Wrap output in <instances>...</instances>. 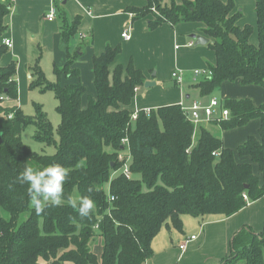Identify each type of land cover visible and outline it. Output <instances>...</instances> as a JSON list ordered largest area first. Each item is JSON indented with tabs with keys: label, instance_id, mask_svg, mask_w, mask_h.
<instances>
[{
	"label": "trees",
	"instance_id": "1",
	"mask_svg": "<svg viewBox=\"0 0 264 264\" xmlns=\"http://www.w3.org/2000/svg\"><path fill=\"white\" fill-rule=\"evenodd\" d=\"M255 5L256 44L251 41L254 26L238 24L242 12L233 13V0H183L180 4L148 0L146 6H128L126 11L132 21L152 14L151 29L166 22L205 25L216 63L209 68L211 75L199 77L194 87L202 97H209L227 81L264 88V0H255ZM12 8L13 2L0 0V264H142L153 256L152 242L164 225L172 224L182 232L185 214L230 217L248 201L264 196V102L225 98L223 106L231 111L227 120L196 126L181 104L135 112L133 98L145 86L146 75L132 60L110 69L121 45H108L93 56L96 97L85 98L87 87L81 81L61 83L81 73L74 66L81 47L71 51L81 16L68 24L64 12L60 13L65 22L60 40L67 60L61 66L54 64L57 79L50 81L40 55L30 68L29 84L30 89L54 92L61 116L57 142L42 104H34V115L19 105L18 62L1 63L10 50L3 40L8 30L5 19ZM251 122L257 123L258 135H249L237 147L240 157L249 158L239 162L233 148L226 147L211 128L228 131ZM30 125L36 126L34 138L55 145L56 153H38L22 140ZM125 138L128 144L123 143ZM121 153H125L123 160H119ZM125 163L130 176L121 171ZM54 164L70 172L65 200L89 196L95 201L90 219L81 218L67 204L36 214L29 185L17 178L26 166L43 170ZM255 165L261 175L253 170ZM238 262L264 264V228L261 232L249 225L240 229L231 241L230 255L217 264Z\"/></svg>",
	"mask_w": 264,
	"mask_h": 264
},
{
	"label": "crops",
	"instance_id": "2",
	"mask_svg": "<svg viewBox=\"0 0 264 264\" xmlns=\"http://www.w3.org/2000/svg\"><path fill=\"white\" fill-rule=\"evenodd\" d=\"M165 1V0H164ZM180 4L183 0H175ZM223 2L228 0H222ZM236 5L234 12H242L238 24L244 26L251 24L254 26V33L251 37L256 39L257 35V13L255 0H233ZM13 8L10 14L6 16L8 30L6 38L12 40L13 46L1 60L3 65L11 61L18 62L17 79L20 87V93L24 91L27 95V89H30L31 81L30 68L35 60L44 52L51 55L54 64L61 66L67 60V55L61 45V30L63 27L64 16L66 21L71 23L76 16H81L79 31L71 40V51L81 47L80 57L74 66L81 71L80 75L61 80L63 85L67 83H76L81 81L87 87L85 98L89 95L96 97V89L93 84L92 59L94 55H100L105 51L108 45H121L120 55L111 65H127L130 60L134 65L141 68L146 75V82H153L150 87L140 86L137 90L131 109L137 112L140 109H152L167 104L190 105L194 101L200 100L208 103L207 98L202 97L199 88L194 87L199 79L194 75L193 81L187 77L185 71L180 68V61L183 57L191 58L197 69L209 70L216 63L215 51L209 48L207 44H198L194 49L188 46L194 42L196 35H202L211 41L206 35L205 25L201 22H180L177 25L165 23L158 28H149L148 21L153 18L150 14L147 17L135 19L132 21V14L126 11L128 6H146L148 0H12ZM51 7L57 10L56 18L49 20L46 15L51 11ZM62 12V14H60ZM61 19L59 25L57 22ZM128 30L131 39L122 37L124 30ZM253 43H258L257 39ZM87 40V41H86ZM33 43L37 44L40 50L33 51ZM181 49V50H180ZM180 50V52H179ZM167 54L179 56L174 71H182L180 82L175 78L171 79L172 86L163 87L164 78L162 74L161 63L165 61ZM46 72V71H45ZM154 72L155 74H151ZM55 74V71H54ZM151 74V75H150ZM56 76V74H55ZM162 79V80H161ZM161 82V83H160ZM230 83V84H227ZM227 84V85H226ZM236 85L240 89V95H226L231 98L250 97L256 104L264 102V88L254 85H243L240 81L223 84L221 90L227 92L228 85ZM145 87V89H144ZM21 95L19 96V98ZM27 97V96H26ZM223 98V99H225ZM209 99V100H210ZM20 103V99H19ZM86 106V103H84ZM208 124V123H204ZM246 127H240L223 131L220 137L225 142L226 147H231L235 151V157L239 162L248 161L247 157H240L237 154V147L244 143V140L251 134H245L243 130ZM247 135V136H245ZM258 135V131L256 134ZM237 142V143H236ZM242 142V143H241ZM253 170L261 175L255 165ZM183 231L175 229L172 224L164 225L155 236L152 242V257L142 264H212L221 260L224 255L230 253L231 237L246 225L251 226L254 231L261 232L264 228V196L256 201H248L246 207L230 217L215 215V217L206 218L205 216L194 217L189 214L183 216ZM216 233H220V239L225 236V240L220 243L214 242ZM195 235V238L186 243V251H182L179 245L187 238ZM233 239V237H232ZM231 240V241H230ZM211 261V262H210Z\"/></svg>",
	"mask_w": 264,
	"mask_h": 264
},
{
	"label": "rangeland",
	"instance_id": "3",
	"mask_svg": "<svg viewBox=\"0 0 264 264\" xmlns=\"http://www.w3.org/2000/svg\"><path fill=\"white\" fill-rule=\"evenodd\" d=\"M167 1H169V0H167ZM60 22H61V19L59 18L57 25H59ZM78 38L79 37L76 36L75 40L80 41ZM254 39L255 38L252 39V42H254ZM256 39H257V35H256ZM256 39H255V41H256ZM193 40H194L193 48L195 49L196 46H198V44H196V39H193ZM254 44H256V42ZM37 47H38L37 44L33 43V51L37 50L38 51L37 55H39L40 50ZM180 50H179V52H180ZM178 57L179 56H175L174 54H167L165 57V61L162 62L160 65V67L162 68V74H163V78H164V83H162V86L165 88L168 86H172V83H171V79H172L171 73L173 71L172 68H173V66L175 67V64L177 63ZM41 66H42L43 70L46 71V76L50 81H55L57 79L55 74H54V70H53V59H52L51 55L47 54V52L42 53ZM181 68L185 71V74L187 75V77L193 81V78L195 75L194 71L197 68V64H195L193 62V60L189 57L185 58V59H183V57H182V59L180 61V68L179 69H181ZM151 74H155V73L152 72ZM167 77H170L171 79H168ZM227 84H230V83H227ZM224 88H223V90H221V89L216 90L214 93H212V95L210 97L215 96V97H218L220 99H223V98L227 97L228 95H240V94H238V93H240V91H239L240 89H238L236 87V85H234V84L228 85V88H233V90L227 89L228 91L225 92ZM144 89H145V87H144ZM19 94L21 95V97L19 98L20 99L19 105L23 109V111L28 115H34L35 114V112H36L35 107H34L35 103H40L44 106V111L47 113V116H49V118L53 124L54 131H55V139L58 142L59 136H58L57 128H58V125L60 124V121H61L60 117L61 116H59V114L56 111L58 101L56 100V98L54 96V92L51 90H48L46 92H42L38 88L27 89V92H26L27 97H26L24 94V91L22 94L20 93V87H19ZM209 99L210 98H207L206 101H209ZM211 130H212V132H214L218 136L223 134V132L220 128L213 127V128H211ZM243 130L246 132L245 134H256V131H258L257 123L251 122V123L247 124ZM35 132H36V126L30 125L29 127H27L23 131L22 140L26 144H28L34 151H36L38 153L54 154L57 152V147L55 145H53V144L52 145H48V144L46 145L42 142L37 141L34 138ZM245 136H247V135H245ZM107 150L111 151L112 148L108 147ZM113 176H115L114 173H113ZM137 178H139V176H137ZM205 217L206 218H211V217L213 218L215 216H205ZM219 235H221V234L216 233V237L214 239V242L219 241L220 243H222L225 240V236H222V238L220 239ZM232 237H234V235ZM232 237H231V240H232ZM229 248H231V246H229ZM230 253H231V250H230ZM230 253L224 255V257L230 255ZM211 263L215 264L214 262H211ZM238 263L244 264L243 262H238Z\"/></svg>",
	"mask_w": 264,
	"mask_h": 264
},
{
	"label": "clouds",
	"instance_id": "4",
	"mask_svg": "<svg viewBox=\"0 0 264 264\" xmlns=\"http://www.w3.org/2000/svg\"><path fill=\"white\" fill-rule=\"evenodd\" d=\"M70 172L60 164H54L43 170L26 166L20 173L17 181L28 184L30 204L37 215L42 214L46 208L61 207L67 204L77 210L81 218H91L96 204L89 196L74 198L69 196L64 199V185L68 181ZM89 192L93 189L89 188Z\"/></svg>",
	"mask_w": 264,
	"mask_h": 264
},
{
	"label": "built area",
	"instance_id": "5",
	"mask_svg": "<svg viewBox=\"0 0 264 264\" xmlns=\"http://www.w3.org/2000/svg\"><path fill=\"white\" fill-rule=\"evenodd\" d=\"M7 1V0H4ZM12 2V0H10ZM51 11L46 15V17L49 20H53L56 18L57 10H55L54 7H51ZM122 37L126 39H131L130 32L126 29L122 33ZM3 43L8 46L12 47L13 43L10 38H4ZM194 42L189 43L188 46H193ZM195 76L201 77L203 75H211L210 70H202L197 69L194 71ZM172 77L175 78L176 81L180 82L182 79V71L177 70L172 73ZM8 99V98H7ZM224 99H220L218 97L212 96L208 103H203L200 100L194 101L190 105H184L183 109L185 113H187L190 120L193 122V124L196 126L199 123H209L213 119H219V120H227L229 115L231 114V111L229 108L223 106ZM137 113L134 114L133 119H137ZM123 143L128 144V139H123ZM126 150L129 151V147H126ZM129 153V152H128ZM125 156V153H121L119 155V160H123ZM121 171L128 176L132 175L129 170L128 164H124ZM244 198H247V194L244 195ZM113 199V198H112ZM195 238V235L191 236L190 238H187L185 242L179 245V248L182 251H186V243L192 239Z\"/></svg>",
	"mask_w": 264,
	"mask_h": 264
},
{
	"label": "water",
	"instance_id": "6",
	"mask_svg": "<svg viewBox=\"0 0 264 264\" xmlns=\"http://www.w3.org/2000/svg\"><path fill=\"white\" fill-rule=\"evenodd\" d=\"M194 38L196 39V44H207L209 42V39L206 38L205 36H202V35H196V36H194ZM145 83H146L145 84L146 87H150L153 84H155L153 82H145ZM1 143H2V139L0 137V144Z\"/></svg>",
	"mask_w": 264,
	"mask_h": 264
}]
</instances>
